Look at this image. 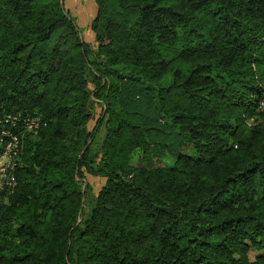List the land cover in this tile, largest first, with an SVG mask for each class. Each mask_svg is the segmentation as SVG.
<instances>
[{
  "label": "trees",
  "instance_id": "1",
  "mask_svg": "<svg viewBox=\"0 0 264 264\" xmlns=\"http://www.w3.org/2000/svg\"><path fill=\"white\" fill-rule=\"evenodd\" d=\"M96 2L0 0V264H264V0Z\"/></svg>",
  "mask_w": 264,
  "mask_h": 264
},
{
  "label": "rangeland",
  "instance_id": "2",
  "mask_svg": "<svg viewBox=\"0 0 264 264\" xmlns=\"http://www.w3.org/2000/svg\"><path fill=\"white\" fill-rule=\"evenodd\" d=\"M61 2L64 9L68 11L76 20L84 41L90 43L92 47L96 48L97 42L95 39V34L91 28L92 22L94 21L98 10L96 0H61ZM169 81L170 76H167L163 82L167 84ZM103 115L104 113L102 112V109L98 107L95 111L94 118L87 124L88 132H92L93 130L100 127V121ZM251 124H253V120H250L248 125ZM100 134L103 136V128L100 130ZM130 162L132 165L137 167L154 168L171 164L173 162V158L167 154L163 155L162 157L158 154L145 156L142 150L138 149L132 154ZM88 182L93 187V193H97L103 185L104 180L101 178H90ZM262 255H264V251H257L256 249L252 248L250 252V259L254 260L257 256Z\"/></svg>",
  "mask_w": 264,
  "mask_h": 264
},
{
  "label": "built area",
  "instance_id": "3",
  "mask_svg": "<svg viewBox=\"0 0 264 264\" xmlns=\"http://www.w3.org/2000/svg\"><path fill=\"white\" fill-rule=\"evenodd\" d=\"M260 110L264 111V100L260 104ZM16 118L8 117L5 120L0 118V122L8 123ZM16 125V124H14ZM43 125L41 118L32 117L24 121L26 131H33ZM0 146V192L11 191L16 187L17 181L15 171L17 161L21 151V138L11 130L2 133Z\"/></svg>",
  "mask_w": 264,
  "mask_h": 264
}]
</instances>
